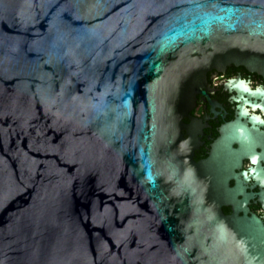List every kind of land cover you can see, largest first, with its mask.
<instances>
[{
  "label": "water",
  "instance_id": "obj_1",
  "mask_svg": "<svg viewBox=\"0 0 264 264\" xmlns=\"http://www.w3.org/2000/svg\"><path fill=\"white\" fill-rule=\"evenodd\" d=\"M233 69L264 0H0V264H264V91L204 94Z\"/></svg>",
  "mask_w": 264,
  "mask_h": 264
},
{
  "label": "flooded vegetation",
  "instance_id": "obj_2",
  "mask_svg": "<svg viewBox=\"0 0 264 264\" xmlns=\"http://www.w3.org/2000/svg\"><path fill=\"white\" fill-rule=\"evenodd\" d=\"M236 74L239 78L247 80L249 82V87L250 89H253L256 86H260L261 90L264 91V79L251 74L249 72H246L242 69H233L230 71H227L225 73L213 76L209 79V84L211 88L214 90L213 92H204L206 96L211 98L212 100L216 101L217 103L220 104L221 109L225 113L221 121L223 123L227 122L231 116H232V111L229 109V104L226 102L227 99V93L226 91H222L219 93L221 90V86L213 83L214 80H224V79H232L236 77ZM186 115L189 117H192L194 119H199L200 117L203 116V111L201 107V101H197L195 105L186 112ZM205 124L207 127L201 128V133L202 136L197 140L198 142H202V144L194 151L192 154L191 158L194 162L203 159L206 157V154L202 152L203 146L207 145L210 143L215 137H216V132L214 130L215 126H218L220 124V118H212V119H206ZM253 167V163L249 159H242L240 160L239 163V168L242 172H247L251 170ZM247 185H252V178L247 177L245 180ZM247 211L257 217L258 219L263 218V212L260 208L259 205L256 204H248L246 206ZM221 211L224 215H229L230 214V209L229 206H223L221 207Z\"/></svg>",
  "mask_w": 264,
  "mask_h": 264
}]
</instances>
